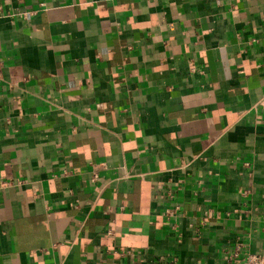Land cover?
I'll list each match as a JSON object with an SVG mask.
<instances>
[{
    "label": "crops",
    "instance_id": "crops-1",
    "mask_svg": "<svg viewBox=\"0 0 264 264\" xmlns=\"http://www.w3.org/2000/svg\"><path fill=\"white\" fill-rule=\"evenodd\" d=\"M0 58V264L264 255V0H0Z\"/></svg>",
    "mask_w": 264,
    "mask_h": 264
},
{
    "label": "built area",
    "instance_id": "built-area-1",
    "mask_svg": "<svg viewBox=\"0 0 264 264\" xmlns=\"http://www.w3.org/2000/svg\"><path fill=\"white\" fill-rule=\"evenodd\" d=\"M2 60L0 58V79H1V68H2ZM98 180V174L96 172H92L91 175V182L95 183ZM178 206L175 205L173 207H167L165 209L166 214H175L176 211L178 210ZM108 234L111 233V231H107ZM119 255L124 254L122 251L118 253ZM233 256L237 255V252H234L232 254ZM243 264H264V255H258V254H253V253H246L244 257Z\"/></svg>",
    "mask_w": 264,
    "mask_h": 264
}]
</instances>
